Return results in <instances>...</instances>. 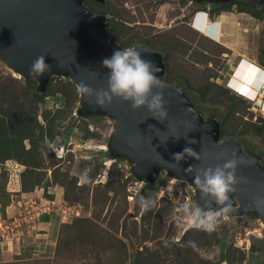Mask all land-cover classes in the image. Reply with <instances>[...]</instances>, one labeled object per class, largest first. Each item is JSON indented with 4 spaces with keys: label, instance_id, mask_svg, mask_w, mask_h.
Wrapping results in <instances>:
<instances>
[{
    "label": "rangeland",
    "instance_id": "374dc122",
    "mask_svg": "<svg viewBox=\"0 0 264 264\" xmlns=\"http://www.w3.org/2000/svg\"><path fill=\"white\" fill-rule=\"evenodd\" d=\"M93 6L113 24L101 36L161 52V80L183 87L204 118L215 114L221 138L264 159V114L232 84L241 60L264 64V13L245 21L236 4L214 14L194 0ZM78 99L67 77L38 92L35 79L0 63V223L23 218L5 238L0 227V264H264V222L227 215L210 233L196 229L174 211L178 201L197 203L190 185L162 172L147 189L129 163L104 158L111 122L75 115ZM140 195L154 201L150 210Z\"/></svg>",
    "mask_w": 264,
    "mask_h": 264
},
{
    "label": "water",
    "instance_id": "95a60500",
    "mask_svg": "<svg viewBox=\"0 0 264 264\" xmlns=\"http://www.w3.org/2000/svg\"><path fill=\"white\" fill-rule=\"evenodd\" d=\"M105 0H0V63L13 74L37 81V91L45 92L50 77L64 76L76 86L83 81L93 89H107L103 60L119 50L112 41L91 31L110 26L107 16L94 12L85 2ZM198 4L220 5L231 0H194ZM260 6L264 0H250ZM132 47L146 49L142 58L153 61L165 73L161 52L145 44ZM45 55L51 72L34 78L29 76L33 60ZM163 81V80H162ZM168 119L163 122L151 116L144 107L133 109L130 102L113 98L105 108L90 104L79 94L75 115L105 117L111 122L107 141L101 149L106 159H119L130 165V173L146 183L155 182L162 172L168 180L190 185L196 202L206 201L194 185L190 166L215 168L232 159L233 151L243 159L237 170L235 191L229 194L234 211L230 215H247L264 222V159L250 153L242 140L221 138V122L215 114L203 117L188 93L177 83L163 81ZM155 91V90H154ZM179 138V139H177ZM195 140V144H189ZM190 147L198 155L185 156L175 165L173 154ZM173 164H169V163ZM213 208L219 205L212 203Z\"/></svg>",
    "mask_w": 264,
    "mask_h": 264
},
{
    "label": "clouds",
    "instance_id": "9594fccd",
    "mask_svg": "<svg viewBox=\"0 0 264 264\" xmlns=\"http://www.w3.org/2000/svg\"><path fill=\"white\" fill-rule=\"evenodd\" d=\"M146 51V49L132 46L114 51L110 58H105L102 62L103 67L110 70L106 74L107 89H93L81 81L77 86L78 93L90 104L94 103L103 108L115 97L121 101L130 102L134 110L146 108L152 117L161 122L168 119L163 94L166 86L156 75L161 69L153 61L142 58ZM260 71L264 70L260 68ZM28 72L30 77L37 79L51 72V65L45 62V55H39L33 60ZM257 95L258 93L255 96ZM260 105L263 106V103ZM259 106L257 107L261 110ZM188 143L195 144L196 141L189 140ZM185 156L195 157L197 160L201 158V155L192 148L185 147L182 153L173 154L175 165H178ZM241 163L243 159L233 151L232 159L215 168L196 166L187 168L186 172L194 174L195 188L199 190L206 203L201 206L189 200L178 201L174 209L175 213L196 229L209 233L214 231L221 218L234 211L229 194L235 191V185L238 182L236 170ZM83 178L88 179L86 173ZM136 202L142 211H148L154 206V201L143 195L138 196ZM213 202L220 207L213 208ZM188 243L189 246H195L192 241Z\"/></svg>",
    "mask_w": 264,
    "mask_h": 264
},
{
    "label": "trees",
    "instance_id": "16d2710c",
    "mask_svg": "<svg viewBox=\"0 0 264 264\" xmlns=\"http://www.w3.org/2000/svg\"><path fill=\"white\" fill-rule=\"evenodd\" d=\"M85 4L92 9L94 12H101L103 13L101 10L95 9L93 4L96 5H102V3H98V2H93V1H86ZM233 4L237 5V11L239 12H247L249 13L251 16L255 17V18H259L262 19L263 13H264V5L260 6L257 3H254L250 0H231L230 2L226 3V4H220V5H213V7L211 8V10L213 11V13H217L218 11H221L222 9H228L230 8ZM210 10V9H209ZM230 13L225 12V15H229ZM109 21V20H108ZM110 22V21H109ZM110 26L112 27L113 24L110 22ZM111 27L109 28H104V29H91V31L99 34V35H104L105 32H107L108 30L111 29ZM131 41L133 43L137 42L138 40L135 39L134 37L131 39ZM147 45V44H146ZM259 120L264 121L263 117H258ZM221 125V131L222 129ZM249 127H253L255 129V131L257 133H260L263 129L261 124H257L255 122H251L249 123ZM101 155L106 158L107 157V153L105 151H100ZM160 180H162L161 178H159L158 180H156L155 182H151V183H146L144 186L147 189H154L155 187H157L159 185Z\"/></svg>",
    "mask_w": 264,
    "mask_h": 264
},
{
    "label": "bare ground",
    "instance_id": "6f19581e",
    "mask_svg": "<svg viewBox=\"0 0 264 264\" xmlns=\"http://www.w3.org/2000/svg\"><path fill=\"white\" fill-rule=\"evenodd\" d=\"M259 72H260L259 68L252 66L250 63H248L247 61H245L243 59V60H241L240 64L237 66V69H236L235 74L233 76V78L236 81L233 80L232 84L235 85V87H239L240 91L243 93V95L246 98H248L250 100H254L255 97H257L258 95L255 96V92L252 93L251 91H249V88L250 87H252L250 89H253V87L258 88V86H259L258 79H260L261 77L263 78V76H264V74L258 75ZM243 76H246V77L243 78ZM258 77H260V78H258ZM245 89H246V91H242ZM259 103L260 102H256L255 105L259 106ZM262 103H263V106L260 105L259 107L261 108V111L264 114V102H262Z\"/></svg>",
    "mask_w": 264,
    "mask_h": 264
},
{
    "label": "built area",
    "instance_id": "2783aa9c",
    "mask_svg": "<svg viewBox=\"0 0 264 264\" xmlns=\"http://www.w3.org/2000/svg\"><path fill=\"white\" fill-rule=\"evenodd\" d=\"M260 74H264V71H260ZM257 93H258V96L255 97V99L252 102L253 103L260 102L259 104H261L263 102V98H264V78H262V80L259 81V87H258ZM24 216L26 217V215H24ZM21 220H23V218L22 219L21 218H14L9 223H8V221H4L3 223H0V227L2 230V236H3V237L2 236L1 237L2 238L7 237L6 235L8 234L7 231L9 228L19 227L21 224V222L19 223V221H21ZM11 223L13 225L9 227V224H11Z\"/></svg>",
    "mask_w": 264,
    "mask_h": 264
},
{
    "label": "crops",
    "instance_id": "0c3cea01",
    "mask_svg": "<svg viewBox=\"0 0 264 264\" xmlns=\"http://www.w3.org/2000/svg\"><path fill=\"white\" fill-rule=\"evenodd\" d=\"M244 14L246 15V13H242V14H239V16H243V19L245 18V19H244L245 21H246V20H249L250 18H251V19H254V18H253L252 16H250V15H248V16H247V19H246V17H245ZM234 17H235V16H234ZM248 18H249V19H248ZM249 22H250V21H249ZM247 62H248V61H247ZM248 63H250V62H248ZM250 64H251L252 66L256 67V68H259V67H260L262 70H264V64H259V62H258V63H257V62H256V63L254 62V64H253V63H250ZM260 68H259V69H260ZM245 77H246V76H243V78H245ZM258 78H260V77H258ZM261 78H262V77H261ZM261 78L258 79V81H259V80H262ZM263 78H264V77H263ZM249 91H251L252 93H254V92L257 93V89H256V90L249 89ZM260 111H261V110H260ZM261 112H262V111H261Z\"/></svg>",
    "mask_w": 264,
    "mask_h": 264
},
{
    "label": "flooded vegetation",
    "instance_id": "af4514ba",
    "mask_svg": "<svg viewBox=\"0 0 264 264\" xmlns=\"http://www.w3.org/2000/svg\"><path fill=\"white\" fill-rule=\"evenodd\" d=\"M202 6H203V8H208V9H211L213 7V5H206V4H202Z\"/></svg>",
    "mask_w": 264,
    "mask_h": 264
},
{
    "label": "snow or ice",
    "instance_id": "6c2138e0",
    "mask_svg": "<svg viewBox=\"0 0 264 264\" xmlns=\"http://www.w3.org/2000/svg\"><path fill=\"white\" fill-rule=\"evenodd\" d=\"M242 91H246V89L245 90H242Z\"/></svg>",
    "mask_w": 264,
    "mask_h": 264
}]
</instances>
